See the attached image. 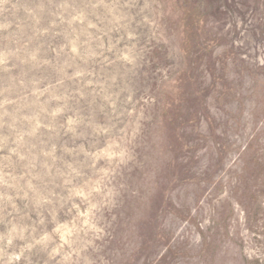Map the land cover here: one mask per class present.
Segmentation results:
<instances>
[{"label":"rangeland","instance_id":"1","mask_svg":"<svg viewBox=\"0 0 264 264\" xmlns=\"http://www.w3.org/2000/svg\"><path fill=\"white\" fill-rule=\"evenodd\" d=\"M0 264H264V0H0Z\"/></svg>","mask_w":264,"mask_h":264}]
</instances>
